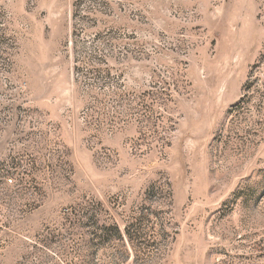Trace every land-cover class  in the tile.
I'll list each match as a JSON object with an SVG mask.
<instances>
[{
  "label": "rangeland",
  "instance_id": "obj_1",
  "mask_svg": "<svg viewBox=\"0 0 264 264\" xmlns=\"http://www.w3.org/2000/svg\"><path fill=\"white\" fill-rule=\"evenodd\" d=\"M0 264H264V0H0Z\"/></svg>",
  "mask_w": 264,
  "mask_h": 264
},
{
  "label": "built area",
  "instance_id": "obj_2",
  "mask_svg": "<svg viewBox=\"0 0 264 264\" xmlns=\"http://www.w3.org/2000/svg\"><path fill=\"white\" fill-rule=\"evenodd\" d=\"M10 182H12V180H9Z\"/></svg>",
  "mask_w": 264,
  "mask_h": 264
}]
</instances>
